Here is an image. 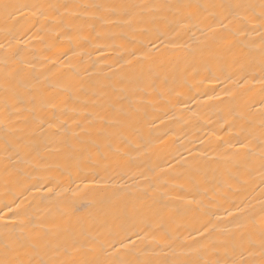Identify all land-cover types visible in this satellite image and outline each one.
<instances>
[{
    "label": "bare ground",
    "instance_id": "6f19581e",
    "mask_svg": "<svg viewBox=\"0 0 264 264\" xmlns=\"http://www.w3.org/2000/svg\"><path fill=\"white\" fill-rule=\"evenodd\" d=\"M0 260L264 264V0H0Z\"/></svg>",
    "mask_w": 264,
    "mask_h": 264
},
{
    "label": "snow or ice",
    "instance_id": "6c2138e0",
    "mask_svg": "<svg viewBox=\"0 0 264 264\" xmlns=\"http://www.w3.org/2000/svg\"><path fill=\"white\" fill-rule=\"evenodd\" d=\"M5 7H8L5 5ZM0 264H19V262L11 261V260H0Z\"/></svg>",
    "mask_w": 264,
    "mask_h": 264
}]
</instances>
